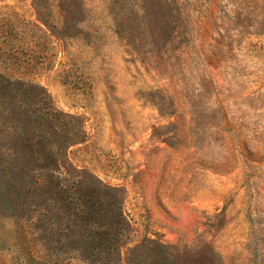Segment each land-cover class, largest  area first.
<instances>
[{"label": "rangeland", "instance_id": "obj_1", "mask_svg": "<svg viewBox=\"0 0 264 264\" xmlns=\"http://www.w3.org/2000/svg\"><path fill=\"white\" fill-rule=\"evenodd\" d=\"M0 264H264V0H0Z\"/></svg>", "mask_w": 264, "mask_h": 264}]
</instances>
